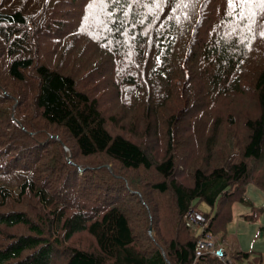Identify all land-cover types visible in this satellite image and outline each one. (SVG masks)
I'll list each match as a JSON object with an SVG mask.
<instances>
[{"label": "trees", "instance_id": "16d2710c", "mask_svg": "<svg viewBox=\"0 0 264 264\" xmlns=\"http://www.w3.org/2000/svg\"><path fill=\"white\" fill-rule=\"evenodd\" d=\"M131 2L105 0L109 31L104 38L109 40L107 47L114 45L121 55L130 51L137 58L147 60L136 63L133 70L146 88L149 103L156 100L153 99L157 92L152 90L157 91L158 87L167 91L160 106L168 99L187 103L210 87L213 97L228 95L229 91L236 92L243 86V77V81L237 79L231 86L227 78L236 70L244 74V54L234 41L223 37L214 44L213 38L208 45L200 47L208 58L207 63L214 62L210 84L206 87L187 83L199 58L195 51L201 23L198 2L158 0V7L152 0L148 5V0H136L135 7H131ZM67 4L68 0H0V241L3 228L14 230L9 242L0 244V264H53L62 251L67 253L62 264H194L197 241L202 235L187 228L184 217L191 211L199 212L196 209L201 203L214 207L223 201L246 202V189L238 190V195L232 191L233 187L248 182L251 170L244 160L264 163V68L259 75L254 71L252 77L257 79L251 87L258 92L261 116L247 122L250 140L243 148V160L229 161L216 168H200L194 174L193 185L186 187L174 180L176 163L172 155L154 164L141 146L111 134L98 100L85 88L81 89L73 76L44 62L39 48H50L48 40L52 36L48 33L66 29L74 19ZM75 4L69 7L76 9ZM195 4L198 7L192 6ZM257 29L264 44V26L259 24ZM112 33L114 36L109 37ZM66 42L57 53L61 58L73 59L74 49L69 50L70 44ZM78 54L84 60L82 52ZM93 64L95 60L88 62L89 71L93 70ZM172 67L176 72L174 77L170 74ZM92 79L85 81L89 84ZM247 79L245 82L250 80ZM49 130L62 132L71 139V146L69 143L66 146L76 159L103 155L121 170L137 172L155 168L168 183L153 187L162 193L169 189L173 192L179 223L185 233L151 250L143 247L123 208L124 197L132 191H128L129 183H125V179L129 180L127 176H119L115 168L106 169L102 182L109 184L96 190L98 196L92 195L94 188L87 186V175H93L94 181L99 176L86 170L84 178L79 177L76 164L68 162L62 142L54 134L51 138L46 135ZM208 152L211 154V149ZM258 186L264 191V183ZM114 194L118 195L115 199ZM32 212L38 213L37 219ZM204 215L210 219L206 232L215 236L221 211L214 218ZM24 228L29 229V234L21 233ZM84 232L95 239L97 251L66 248L77 234ZM224 241L222 237L220 242ZM233 254L238 260L250 257L242 251ZM197 264L224 263L209 255Z\"/></svg>", "mask_w": 264, "mask_h": 264}, {"label": "rangeland", "instance_id": "374dc122", "mask_svg": "<svg viewBox=\"0 0 264 264\" xmlns=\"http://www.w3.org/2000/svg\"><path fill=\"white\" fill-rule=\"evenodd\" d=\"M150 1L148 0L147 5ZM194 1L200 4L201 9V23L195 46L199 58H196L192 66L191 77L188 74L190 79L187 83L206 87L210 84L214 62L207 63L208 58L200 47L208 45L213 38L214 44L219 37H223L225 40L234 41L246 59L244 70L242 69L244 74L240 75L236 70L229 75L227 81L231 86L235 80L244 79L242 85H248V88L241 86L236 92L231 90L228 95L219 94L212 97L213 87H210L206 93L192 98L187 103L168 99L159 106L162 96L167 91L158 87L157 91L152 90L154 93L157 92L153 99L156 100L149 103L146 88L144 89L139 75L137 73L135 75L133 70L136 63H145L147 60L137 58L130 51H125L128 53L121 55V51L118 52L114 45L107 47L109 40L104 37L109 31V25L105 0H68L66 7L73 13L74 19L70 20L66 29L47 32L52 36L48 40L50 48L45 46L39 48L45 63L55 70L59 69L73 76L81 89L85 88L88 94L91 93L92 97L98 100L111 134L121 135L141 146L154 164L162 163L172 155L176 163L174 180L186 187L193 185L194 174L200 168H216L224 166L229 161L243 160V148L250 140L247 122L261 116L258 92L251 87L255 86L257 79L253 80L252 77L254 71L259 75L264 68V44L256 31L259 24L264 26L262 0H249L248 3L232 0L231 6L229 0ZM74 2L76 9L69 7ZM135 2L136 0H132L131 7L136 6ZM152 2L158 7V0ZM198 4L192 6L198 7ZM112 36L113 33L109 37ZM64 42L70 44L69 50L74 49L73 59L61 58L57 53V51L60 53ZM80 51L84 60L80 59L78 54ZM90 60H95V64L91 66L92 71H89ZM185 61L189 63V60ZM173 68L170 69V74L174 77L176 72ZM89 78L93 79L87 84L85 80ZM247 78L250 80L245 82ZM2 90L5 91V88ZM200 92L198 90V93ZM52 134L64 145L68 162L73 166L76 164L74 167L78 170L79 177L84 178L86 170L96 172L99 176L97 181H94L93 175H87V186L94 188L92 195L98 196L96 190H101L99 187L104 189L109 184L102 182L106 169L115 168L119 176H127L129 180L124 178L125 183H129L128 191H132L124 197L123 208L129 216L134 235L143 247L151 250L185 233L183 225L179 223L173 192L169 189L162 193L153 187L157 183H168L158 175L155 168L150 171L141 169L137 172L121 170L119 165L103 155L76 159L66 146L68 143L71 146V139L62 132L54 133L49 130L46 133L50 138ZM208 149H211V154ZM244 161L251 170L248 182L239 184L241 187H233L232 191L238 195V190L246 189L244 196L246 202L241 199L229 203L223 201L222 210L221 203L214 207L201 203L196 210L209 214L211 218L221 211V221L216 222L214 228L219 245L227 250L230 260L233 261L239 259L233 251L250 254L249 260H239V263L234 264H260L261 260L264 264V231L261 230L264 227V191L258 186L264 183V163L253 159ZM117 197L118 195L114 194V199ZM37 214L31 213L36 219ZM42 220L37 222L41 223ZM20 231L29 234L28 228ZM192 231L198 236L201 235L199 230ZM13 233L14 230L3 228V239L0 244H7L10 234ZM222 237L225 243L220 242ZM71 247L97 251L95 239L87 232L77 234L66 245V248ZM66 257V251H62L57 260L54 258L53 264H62Z\"/></svg>", "mask_w": 264, "mask_h": 264}, {"label": "built area", "instance_id": "2783aa9c", "mask_svg": "<svg viewBox=\"0 0 264 264\" xmlns=\"http://www.w3.org/2000/svg\"><path fill=\"white\" fill-rule=\"evenodd\" d=\"M184 222L187 228L191 230H199L201 237L196 245V260L194 264L204 256H213L224 264H234L230 260L227 251L218 244L216 237L211 232H206L210 226V219L208 220L204 214L196 211L189 212L184 217Z\"/></svg>", "mask_w": 264, "mask_h": 264}, {"label": "crops", "instance_id": "0c3cea01", "mask_svg": "<svg viewBox=\"0 0 264 264\" xmlns=\"http://www.w3.org/2000/svg\"><path fill=\"white\" fill-rule=\"evenodd\" d=\"M262 229V228H261ZM224 243H225V241H224ZM227 251V250H226ZM228 253V252H227ZM229 256V255H228ZM250 259V258H249ZM255 259H258V258H255ZM247 260V259H246ZM233 261V260H232ZM242 261H245V260H242ZM236 262H240L239 260H234L233 261V263H236ZM263 262H262V260L260 261V264H262Z\"/></svg>", "mask_w": 264, "mask_h": 264}, {"label": "snow or ice", "instance_id": "6c2138e0", "mask_svg": "<svg viewBox=\"0 0 264 264\" xmlns=\"http://www.w3.org/2000/svg\"><path fill=\"white\" fill-rule=\"evenodd\" d=\"M242 2H243V3H248L249 0H242ZM262 2H264V0H262ZM231 3H232V0H229V4H230V6H231Z\"/></svg>", "mask_w": 264, "mask_h": 264}]
</instances>
